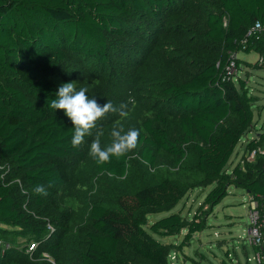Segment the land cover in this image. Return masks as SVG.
<instances>
[{
    "label": "trees",
    "instance_id": "trees-1",
    "mask_svg": "<svg viewBox=\"0 0 264 264\" xmlns=\"http://www.w3.org/2000/svg\"><path fill=\"white\" fill-rule=\"evenodd\" d=\"M180 1L0 0V164L12 168L10 173L0 168V243L10 245L5 253L0 250V264H30L14 262L13 257L29 256L31 243L38 244L32 264H67L66 239L74 237L80 222L75 215L79 202L75 197L71 203L62 200L60 192L71 186L70 161L85 158L91 136L73 148L71 121L62 110L49 107L61 85V66L69 56L108 65L109 53L118 48L116 40L147 33L151 22ZM256 22L264 25V0H218L207 15L206 36L226 55L166 89V105L175 119L158 115L138 129L136 154L141 163L156 170L166 159L179 178L165 177L113 203L90 201L79 264H169L176 246L158 239L185 232L189 243L209 228L208 216L231 185L264 196V175L256 177L248 163V170H228L254 124L256 101L245 80L233 73L241 67L232 55H264V38L243 44ZM257 143L250 141L247 150L259 148ZM187 151L196 155V166L189 171L182 169ZM129 164L130 153L103 165L94 160L100 174L119 180L127 177ZM262 173L264 165L256 174ZM41 184L47 196L34 193ZM213 185L191 220L172 214L150 222L152 215L173 211L189 191Z\"/></svg>",
    "mask_w": 264,
    "mask_h": 264
},
{
    "label": "rangeland",
    "instance_id": "rangeland-1",
    "mask_svg": "<svg viewBox=\"0 0 264 264\" xmlns=\"http://www.w3.org/2000/svg\"><path fill=\"white\" fill-rule=\"evenodd\" d=\"M217 4L218 0H181L154 24L151 22L147 33L137 31L128 40H116L118 48L109 53L108 65H97L83 56L68 57L57 73L61 84L75 82L77 89L87 87L89 97L95 98L101 106L108 101L117 107L121 103L128 104L127 118L110 112L97 121V129L102 127L105 132L101 137L102 147L110 143V132L117 123L127 131L138 130L140 123L158 115L174 118L166 105V89L226 55L221 46L215 45L206 36L207 15ZM232 58L241 67V70L233 69V73L245 80L256 101L253 107L254 124L237 146L228 170L231 172L236 166L248 170V163L256 177H263L264 173H256L263 170L264 155L249 162L247 144L257 140L264 153V135L261 136L264 134V70L257 64L256 53H235ZM97 129L84 148L85 158L70 161L72 184L60 192L62 200L68 199L71 203L70 199L75 197L81 206L75 214L80 222L74 228V237L66 239L67 264H79L80 244L89 229L86 209L90 201L101 199L113 203L119 196L155 185L165 177L179 178V172L173 170L166 159L159 162L156 170L142 164L136 154L138 146L130 152V166L125 179L100 174L94 166V159L89 156ZM195 166L196 155L187 151L182 169L189 171ZM0 168L7 173L12 169L6 163L0 164ZM214 187L189 191L173 211L152 215L150 222L155 223L172 214L191 220ZM249 200L250 194L246 189L231 185L228 196L208 216L209 228L195 234L189 243L184 240L185 232L178 237L159 238L161 243L176 246L169 255V264H257L256 250L248 241ZM23 255H14V262L33 263L34 256Z\"/></svg>",
    "mask_w": 264,
    "mask_h": 264
},
{
    "label": "clouds",
    "instance_id": "clouds-1",
    "mask_svg": "<svg viewBox=\"0 0 264 264\" xmlns=\"http://www.w3.org/2000/svg\"><path fill=\"white\" fill-rule=\"evenodd\" d=\"M88 91L87 87L77 89L75 82L61 84L55 93L56 98L51 99L49 105L55 111L62 110L71 121L74 130L71 139L73 148H79L83 144L84 138L91 136L93 129H97V121L103 119L108 113H118L122 118L129 116L127 103H121L117 107L108 101L101 106L95 98L89 97ZM104 135V129L98 128L89 150V156L99 165L110 163L113 157L119 160L135 150L138 146L140 133L136 129L125 131L117 123L110 132V143L102 147L101 137ZM34 193L42 196L48 195L47 189L42 184L34 188Z\"/></svg>",
    "mask_w": 264,
    "mask_h": 264
},
{
    "label": "built area",
    "instance_id": "built-area-1",
    "mask_svg": "<svg viewBox=\"0 0 264 264\" xmlns=\"http://www.w3.org/2000/svg\"><path fill=\"white\" fill-rule=\"evenodd\" d=\"M255 38L256 40H261L264 38V25L260 22H256L253 27H251L247 34L246 39L243 44L246 45L248 39ZM258 55V64L261 69L264 70V55ZM259 155H264L260 148L254 149L249 152L248 161H254ZM248 241L251 246L256 250L255 261L257 264H264V196L263 195H253L250 194V200L248 204ZM51 229V227H49ZM53 230V229H52ZM38 244L31 243L28 246L27 254L32 256V254L37 250ZM10 245L0 243V250L5 253Z\"/></svg>",
    "mask_w": 264,
    "mask_h": 264
}]
</instances>
